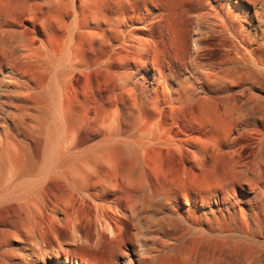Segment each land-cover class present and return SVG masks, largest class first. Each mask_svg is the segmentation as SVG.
<instances>
[{
	"label": "bare ground",
	"instance_id": "obj_1",
	"mask_svg": "<svg viewBox=\"0 0 264 264\" xmlns=\"http://www.w3.org/2000/svg\"><path fill=\"white\" fill-rule=\"evenodd\" d=\"M167 11L0 0V264H264V0Z\"/></svg>",
	"mask_w": 264,
	"mask_h": 264
},
{
	"label": "rangeland",
	"instance_id": "obj_2",
	"mask_svg": "<svg viewBox=\"0 0 264 264\" xmlns=\"http://www.w3.org/2000/svg\"><path fill=\"white\" fill-rule=\"evenodd\" d=\"M163 1L168 7V11L165 16V21L162 26V33L166 35L167 45L177 50L186 49L189 44V35L192 31V24L189 21L190 16L193 13L191 10L202 5L204 3V0ZM186 11L188 12V14ZM185 13L188 16L184 15ZM188 26H190L191 28ZM150 30L154 35H157L158 30L155 24H152ZM217 43L218 41L216 39H210L207 40L205 44L212 45V47L216 48Z\"/></svg>",
	"mask_w": 264,
	"mask_h": 264
}]
</instances>
